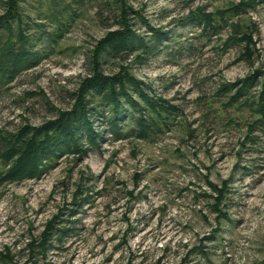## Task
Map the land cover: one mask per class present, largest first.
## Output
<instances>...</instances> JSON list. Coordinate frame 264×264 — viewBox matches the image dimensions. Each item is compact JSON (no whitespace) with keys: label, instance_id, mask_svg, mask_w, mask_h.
Masks as SVG:
<instances>
[{"label":"rangeland","instance_id":"374dc122","mask_svg":"<svg viewBox=\"0 0 264 264\" xmlns=\"http://www.w3.org/2000/svg\"><path fill=\"white\" fill-rule=\"evenodd\" d=\"M240 1L19 0L14 30L21 24L40 58L0 80V131L72 108L100 40L122 27V14L152 49L103 55L102 70L127 68L175 108L148 139H116L98 119L103 139L87 154L59 151L40 176L0 184V264H264V125L221 91L264 70V0L220 16ZM210 14L214 27L202 17ZM154 30L167 36L157 41ZM209 182L227 184L219 210ZM54 216L72 230L38 254L30 244Z\"/></svg>","mask_w":264,"mask_h":264},{"label":"trees","instance_id":"16d2710c","mask_svg":"<svg viewBox=\"0 0 264 264\" xmlns=\"http://www.w3.org/2000/svg\"><path fill=\"white\" fill-rule=\"evenodd\" d=\"M257 2L241 0L219 15L223 19L227 12H246L249 7H255ZM202 17L207 26L214 27L211 14ZM202 17L193 16V19L201 22ZM127 19V15L122 14V27L110 30L100 40L98 50L92 56L91 68L75 93L72 108L59 112L55 119L38 126L27 124L14 132L0 131V161L4 166L0 170V184L40 176L54 158L59 156V151L74 152L81 156L87 154L93 146H99L103 139L102 130L95 124L98 119L106 123L110 129L109 133L116 139H123L130 133H135L137 138L148 139L153 133L161 131L165 115L169 117L175 107L168 104L167 100L149 94L145 90V83L135 78L127 68H121L116 74H105L101 68L103 55L128 56L138 45L143 46L147 53L151 51L152 46L144 42ZM18 21H21L19 0H7L5 11L0 14V80L13 81L40 58L39 52L27 47L28 35L23 34L21 24H17L15 32L14 26ZM154 31L158 32L157 41L167 36L158 30ZM15 36L19 38V45L12 38ZM243 37L242 40L251 43V36L244 34ZM246 53L252 54L249 44ZM137 58L141 61L144 56L140 54ZM132 91L137 93L148 104L147 108L155 114L146 113L143 103ZM221 91L229 95V106L238 105L253 109L255 123L264 125V70H254L245 78L226 83L221 86ZM130 124L133 126H129ZM125 127L128 128L125 130ZM209 184L217 193L214 206L219 210V205L226 196L227 184L221 187L212 185L211 182ZM129 193L132 195L133 192ZM75 203L82 205L81 202ZM67 222L69 219L65 216L51 218L41 236L32 240L31 249L46 255L53 239L61 241L72 230Z\"/></svg>","mask_w":264,"mask_h":264}]
</instances>
